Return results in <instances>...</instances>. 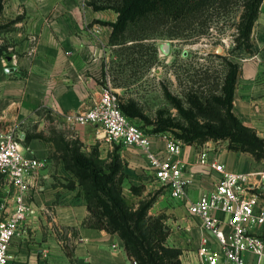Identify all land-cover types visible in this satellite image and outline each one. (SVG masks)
<instances>
[{
	"label": "crops",
	"instance_id": "1",
	"mask_svg": "<svg viewBox=\"0 0 264 264\" xmlns=\"http://www.w3.org/2000/svg\"><path fill=\"white\" fill-rule=\"evenodd\" d=\"M90 1L0 0V20L13 21L7 51L0 54V135L18 136L22 147L42 162L30 177L29 211L9 244L11 264H132L116 232L83 223L86 201L63 159L71 143H80L78 149L86 155L96 148L100 159L106 157L108 146L96 124L73 120L97 98L114 57L108 38L117 12L95 8ZM249 43L237 61L231 111L264 142V0L259 2ZM224 143L208 139L182 144L178 158L194 173L186 189L189 198L212 188L217 177L214 170L197 163L201 145L208 149V160L215 159L229 170L262 166L264 157L256 160ZM164 144L163 137L151 139L155 149H163ZM135 149L140 155L127 158L136 165L135 173L141 165L152 175L147 163L144 167L146 157ZM70 180L73 188L65 186ZM11 205V194L1 198L2 216ZM160 210L170 229L166 243L182 248L181 264H203L195 252L203 233L183 200L170 198L164 189L149 208L153 214Z\"/></svg>",
	"mask_w": 264,
	"mask_h": 264
},
{
	"label": "rangeland",
	"instance_id": "2",
	"mask_svg": "<svg viewBox=\"0 0 264 264\" xmlns=\"http://www.w3.org/2000/svg\"><path fill=\"white\" fill-rule=\"evenodd\" d=\"M248 1L231 0L224 8L211 9L208 12L210 17L206 24H201L202 19L199 18L191 24L185 23L184 25L181 21L178 28L170 25L160 28L162 30L158 28L159 33L168 34L172 31L177 35L176 37L150 38L146 40L147 42L144 41L142 46L134 47L138 49V52H130L129 48L125 52H129L127 55L120 54L119 50L114 52V57L107 64L106 75L109 84L116 91L120 101L125 102L126 98H132L137 102L139 116L135 115L130 118L144 132L155 136L165 135L167 137L168 135L182 141L179 137L181 129L190 127V124L183 118L180 109L188 110V104L183 102L181 108L177 107L167 97V92L181 101L185 100L183 94L186 91L200 93L202 97H209L213 94L224 100L223 113H227L228 107L231 110L232 98L228 100L226 93L229 86L227 75L230 76L233 66L237 69V61L243 56L244 46L235 38L244 25L241 15ZM12 22L11 20H0V54L7 51ZM148 43L154 46L153 51L147 49L146 44ZM162 43L168 44L167 50L162 49ZM127 45H130V41L126 42L122 48ZM122 55L127 58H123ZM125 59L130 62H126ZM223 85L227 86L224 90ZM233 86L234 80L231 82V94ZM192 112L197 111L192 109ZM204 113L207 118L196 114L194 120L199 124L206 123L211 126L220 124L213 119L214 112L211 108H207ZM228 124L229 121L226 120L225 125ZM152 129L154 130L149 133L148 130ZM221 140L226 142L224 143L226 148L249 153L257 160L251 152L233 149L235 144L231 143V138H221ZM102 141L108 143L107 150L104 151L105 158L97 157L96 148L90 151L95 154L94 157L97 160L107 165L111 163L113 157H117L118 170L114 177L121 179V196L125 203L135 208L140 202L150 201L146 208V215L164 214L161 210L155 214L149 212V208L164 189L154 182L151 173L144 171L141 165L140 167L137 165L141 169L140 172L135 173L136 165L127 159L132 154L140 155L135 147L130 144ZM79 144L75 142L71 143V146L78 149ZM263 157L264 150L259 159ZM145 163L147 162L144 160V167ZM6 183V179L0 173V201L9 194L12 196L10 185L7 183L9 185L7 190ZM131 186L137 187L138 191L131 189ZM4 208L5 206L1 208V216ZM166 219L167 217L164 218V223ZM167 231H170L168 226Z\"/></svg>",
	"mask_w": 264,
	"mask_h": 264
},
{
	"label": "built area",
	"instance_id": "3",
	"mask_svg": "<svg viewBox=\"0 0 264 264\" xmlns=\"http://www.w3.org/2000/svg\"><path fill=\"white\" fill-rule=\"evenodd\" d=\"M73 120L94 123L111 143L130 144L142 151L154 182L170 198L183 200L188 214L197 218L195 224L203 236L195 252L203 264H264V161L256 170H229L215 159L208 160V149L199 146L197 163L214 170L217 177L212 188L191 199L186 189L194 173L178 158L183 142L160 135L164 148H153L151 139L155 135L144 132L121 111L108 78L97 98ZM41 164L40 158L22 147L18 136L0 135V173L12 190L11 209L0 218V264H11L9 244L29 211L26 193L30 177ZM132 264L138 263L132 259Z\"/></svg>",
	"mask_w": 264,
	"mask_h": 264
},
{
	"label": "trees",
	"instance_id": "4",
	"mask_svg": "<svg viewBox=\"0 0 264 264\" xmlns=\"http://www.w3.org/2000/svg\"><path fill=\"white\" fill-rule=\"evenodd\" d=\"M230 1L91 0L90 3L95 8L108 7L117 12L116 20L110 24L111 32L108 41L114 46V52L119 50L120 54H124L128 48L131 50L130 52H138V49L134 47L142 46L143 42L150 38L176 37L177 34L172 31H169L168 34L158 32L160 28L167 25L178 28L181 21L184 25L185 23L191 24L199 18L202 19L201 24H206L210 17L208 12L211 9L224 8ZM259 2L260 0H249L241 15L244 25L235 40L242 43L246 49L250 44L249 34L257 16ZM128 41H130V45L122 48ZM146 46L148 50H154L152 43H148ZM125 54H129V52ZM122 57L127 58L125 55ZM125 61L130 62L126 59ZM235 72L236 69L233 66L230 76L227 75L228 100L230 97L232 98L230 88ZM226 87L223 85V90ZM183 96L185 100L181 101L167 92V97L177 107L181 108L183 102L188 104V110L180 109L183 118L190 124V127L181 129L179 137L183 143L229 137L231 143L235 144L233 149L251 152L257 159L261 157L264 150L263 140L249 127L243 125L233 115L229 107L227 113H223V99L213 94L209 97H202L200 93L191 91L184 92ZM119 107L128 117L139 116L137 102L132 98H126L125 102L119 100ZM207 108L213 110V119L219 122V125L199 124L194 120L196 114L207 118L204 113ZM192 109L197 112H192ZM226 120L229 121L228 125H225ZM153 130H148V132L151 133ZM257 152L260 153L257 154ZM94 155L92 153L86 155L72 146L67 147L63 154L65 166L75 176L76 184L81 188L86 201L88 214L83 223L87 226L116 232L123 240L127 254L138 264H181L179 256L182 248L166 243L168 231L167 225L164 223L165 215H146V208L150 201L140 202L135 208L127 205L121 196V179L114 177L118 170L117 157H113L111 163L107 165L103 161L97 160ZM65 186L73 188L74 183L70 180ZM131 189L138 191L137 187L131 186Z\"/></svg>",
	"mask_w": 264,
	"mask_h": 264
},
{
	"label": "water",
	"instance_id": "5",
	"mask_svg": "<svg viewBox=\"0 0 264 264\" xmlns=\"http://www.w3.org/2000/svg\"><path fill=\"white\" fill-rule=\"evenodd\" d=\"M161 47L165 51V50H167L168 44L167 43H162Z\"/></svg>",
	"mask_w": 264,
	"mask_h": 264
}]
</instances>
